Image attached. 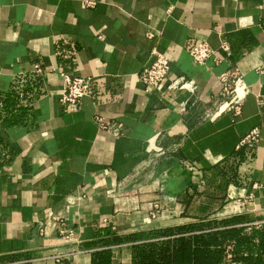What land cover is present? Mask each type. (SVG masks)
Instances as JSON below:
<instances>
[{
    "label": "crops",
    "instance_id": "obj_1",
    "mask_svg": "<svg viewBox=\"0 0 264 264\" xmlns=\"http://www.w3.org/2000/svg\"><path fill=\"white\" fill-rule=\"evenodd\" d=\"M91 1L0 0V264H132L135 245L176 236L156 235L167 229L226 218L262 228L264 0ZM196 41L215 50L202 65ZM155 51L171 58L169 79L196 82L194 94L168 80L144 88ZM230 70L247 91L241 116L204 120ZM63 72L93 80L77 111L60 102ZM96 114L127 133L99 130ZM255 128L254 160L228 182L218 163Z\"/></svg>",
    "mask_w": 264,
    "mask_h": 264
},
{
    "label": "built area",
    "instance_id": "obj_2",
    "mask_svg": "<svg viewBox=\"0 0 264 264\" xmlns=\"http://www.w3.org/2000/svg\"><path fill=\"white\" fill-rule=\"evenodd\" d=\"M87 5L93 4L91 0H84ZM225 51H229L227 43L222 44ZM155 58L152 64L145 67L139 74V80L146 88H158L166 80H168L166 88L169 91H188L194 94L197 90L196 82L192 79H187L184 76H177L169 79L171 72V58L163 53L154 52ZM190 55L197 64H204L209 58L215 55V50L204 41H196L190 49ZM31 73L38 75L41 73L39 64H35ZM63 80L60 102L67 108L73 111L80 109L83 98L89 96L92 90V78L83 76H72L66 72L61 73ZM221 82V89L212 94L208 103L204 106L202 118L204 120H215L224 114H230L235 120L241 116L243 104L247 96V91L243 89L244 81L237 70H230L218 76ZM26 80L21 78L16 82L15 88L18 90L20 98L24 99L22 85ZM242 91L240 92V90ZM186 104L182 105V110L185 111ZM95 122L99 130L111 133L114 136H123L127 133V127L121 121L111 119L106 116L96 114ZM260 131L255 128L246 134L235 148V152L219 161L218 167L225 172L228 179H233L237 176L239 165L243 162H252L255 157L256 149L260 141ZM176 148L173 146V149ZM169 148L160 149L155 156H163L169 152ZM241 178L240 175L237 177ZM53 219L59 223L58 231L66 240L72 237V232L67 229L66 223L59 217L54 216ZM40 233H43L44 227L40 225ZM57 261H60L57 258Z\"/></svg>",
    "mask_w": 264,
    "mask_h": 264
},
{
    "label": "trees",
    "instance_id": "obj_3",
    "mask_svg": "<svg viewBox=\"0 0 264 264\" xmlns=\"http://www.w3.org/2000/svg\"><path fill=\"white\" fill-rule=\"evenodd\" d=\"M5 102L9 106L17 103L15 90L6 95ZM223 176L228 182L231 181L225 172ZM236 220L226 218L209 222L202 227L204 229L206 226V229L196 233V226L178 227L156 233H175L176 236L135 245L132 264H264V226L260 229L229 227ZM218 225L221 228L218 229Z\"/></svg>",
    "mask_w": 264,
    "mask_h": 264
}]
</instances>
